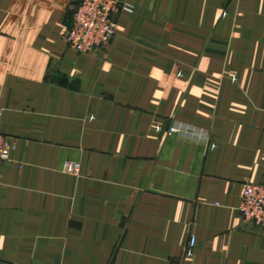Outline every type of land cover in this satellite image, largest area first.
Segmentation results:
<instances>
[{
	"label": "crops",
	"instance_id": "obj_1",
	"mask_svg": "<svg viewBox=\"0 0 264 264\" xmlns=\"http://www.w3.org/2000/svg\"><path fill=\"white\" fill-rule=\"evenodd\" d=\"M124 1L90 55L79 0H0V264H264V0Z\"/></svg>",
	"mask_w": 264,
	"mask_h": 264
},
{
	"label": "built area",
	"instance_id": "obj_2",
	"mask_svg": "<svg viewBox=\"0 0 264 264\" xmlns=\"http://www.w3.org/2000/svg\"><path fill=\"white\" fill-rule=\"evenodd\" d=\"M133 9V6L124 0H79L65 32L67 46L77 54H101L106 44L115 35L114 14L118 11L130 14ZM2 115L3 109L0 107V122ZM189 130L170 127L169 133L185 134L194 138L201 137L202 132L199 130ZM14 148L15 141L4 136L0 131V165L9 162ZM76 170V165L70 166L71 172ZM237 211L244 223L264 229V183L244 182L242 184ZM194 245L195 240L191 237L186 253H190Z\"/></svg>",
	"mask_w": 264,
	"mask_h": 264
}]
</instances>
